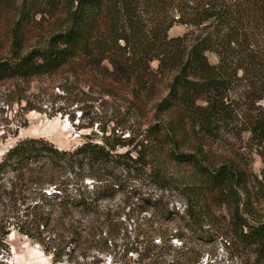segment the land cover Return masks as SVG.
Instances as JSON below:
<instances>
[{
	"label": "trees",
	"instance_id": "16d2710c",
	"mask_svg": "<svg viewBox=\"0 0 264 264\" xmlns=\"http://www.w3.org/2000/svg\"><path fill=\"white\" fill-rule=\"evenodd\" d=\"M45 1L60 5L61 29L25 54L23 39L16 37L10 57L0 58V85L61 74L82 81L110 76L136 109L152 101L159 86L167 94L153 105L138 157L90 140L71 151L34 137L9 148L0 160V256L9 251L14 230L59 262L62 254L46 245L45 235L63 236L67 218L111 198L123 177L97 180L91 189L84 180L110 170L128 174L155 161L187 170L179 189L185 209L180 214L161 198L145 200L144 212L152 210L139 230L146 257L158 248L155 236L184 239L160 228L178 219L196 240L221 238L233 264H264V171L258 179L241 154L214 146L225 129L248 133L264 162V0ZM24 15L28 20L30 10L21 8ZM176 25L190 30L169 37ZM207 53L216 55L217 64ZM155 182L169 186L161 173ZM171 264L200 263L174 258Z\"/></svg>",
	"mask_w": 264,
	"mask_h": 264
},
{
	"label": "rangeland",
	"instance_id": "374dc122",
	"mask_svg": "<svg viewBox=\"0 0 264 264\" xmlns=\"http://www.w3.org/2000/svg\"><path fill=\"white\" fill-rule=\"evenodd\" d=\"M59 6L49 5L45 0H13V3L0 0V58L10 57L16 37L23 39L22 54L43 47L49 36L61 29ZM21 8L30 10L28 20L26 15L20 16ZM189 30L176 25L169 37L183 36ZM207 57L210 63L217 64L216 55L207 53ZM104 65L111 70L106 63ZM157 67L158 62H153L152 68ZM158 90L152 101L136 109L130 104L131 96L114 84L110 76L98 75L82 81L61 74L1 84L0 160L18 141L31 137L44 138L68 151L81 147L87 140L99 144L107 142L116 145L119 153L128 152L138 157L136 147L143 131L154 120L153 105L167 94L161 86ZM260 104L264 106V100ZM214 146L221 152L241 154L248 171L261 178L264 162L248 133L225 129ZM157 173L169 180V186L155 182ZM116 175L123 177L122 188L117 187L120 183H115L111 198L100 200L89 213L75 212L73 218H67L68 231L63 236L45 235L49 237L46 245L59 249L57 253L62 254L59 262L52 252L46 254L39 244L13 230L7 238L9 251L1 252L0 264H171L174 258L180 261L197 258L200 264H233L221 238L210 236L206 241L196 240L182 229L178 219L160 228L173 229L184 239L168 242L166 237L155 236L154 244L158 248H150V258L145 256L147 243L139 234L141 224L151 218L152 212H144L145 200L161 198L163 204L183 214L185 202L179 189L187 175L186 169L154 161L128 174L119 169L96 172L95 177L86 178L83 185L91 189L92 185L100 184L97 180L105 183ZM154 254H159L160 258H154Z\"/></svg>",
	"mask_w": 264,
	"mask_h": 264
}]
</instances>
